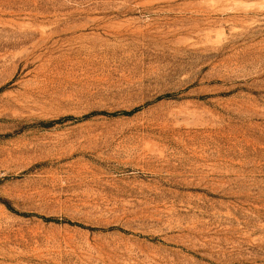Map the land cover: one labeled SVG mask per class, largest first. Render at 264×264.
<instances>
[{"label": "rangeland", "instance_id": "rangeland-1", "mask_svg": "<svg viewBox=\"0 0 264 264\" xmlns=\"http://www.w3.org/2000/svg\"><path fill=\"white\" fill-rule=\"evenodd\" d=\"M0 264H264V0H0Z\"/></svg>", "mask_w": 264, "mask_h": 264}]
</instances>
